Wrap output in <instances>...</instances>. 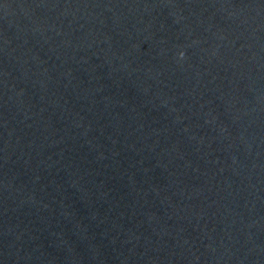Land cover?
I'll use <instances>...</instances> for the list:
<instances>
[{"label":"water","instance_id":"95a60500","mask_svg":"<svg viewBox=\"0 0 264 264\" xmlns=\"http://www.w3.org/2000/svg\"><path fill=\"white\" fill-rule=\"evenodd\" d=\"M0 264H264V0H0Z\"/></svg>","mask_w":264,"mask_h":264}]
</instances>
